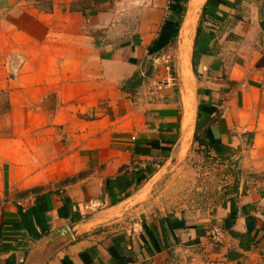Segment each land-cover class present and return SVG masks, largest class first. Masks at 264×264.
<instances>
[{"label": "crops", "instance_id": "crops-1", "mask_svg": "<svg viewBox=\"0 0 264 264\" xmlns=\"http://www.w3.org/2000/svg\"><path fill=\"white\" fill-rule=\"evenodd\" d=\"M190 2L0 0V51L26 59L5 80L15 93L13 134L0 138V264H23L32 243L64 227L75 242L48 264H264V0H211L189 76L179 67L182 87L157 90L177 44L180 57ZM196 129L198 150L231 175L212 210L79 237L102 222L82 224L95 217L89 203L130 199L185 156ZM213 227L223 244L207 240Z\"/></svg>", "mask_w": 264, "mask_h": 264}, {"label": "rangeland", "instance_id": "rangeland-1", "mask_svg": "<svg viewBox=\"0 0 264 264\" xmlns=\"http://www.w3.org/2000/svg\"><path fill=\"white\" fill-rule=\"evenodd\" d=\"M200 14L201 10L198 20ZM178 49V44L172 47L170 62L171 69L177 77V84L182 87L179 77ZM6 51L5 49L0 51V86L3 82V87H0V138L8 139L13 134L10 98L11 93L15 92L6 89L5 80L15 81V79L9 78L6 73L5 63L11 54V51ZM195 88L196 82L193 77V89ZM14 104L16 105L15 101ZM198 148L192 141L181 160L175 159L158 176L125 197L126 199L131 197L130 199L123 202L121 197L120 199L113 198L107 203H89L84 208L86 216H95L102 222L80 229L79 237L102 233L109 235L111 232L129 233L147 216H159L176 211L206 212L212 210L218 203L216 200L225 193L224 190L231 180V175L228 165L209 155L207 157Z\"/></svg>", "mask_w": 264, "mask_h": 264}, {"label": "water", "instance_id": "water-1", "mask_svg": "<svg viewBox=\"0 0 264 264\" xmlns=\"http://www.w3.org/2000/svg\"><path fill=\"white\" fill-rule=\"evenodd\" d=\"M191 13L192 15L190 17V10L188 9L187 14L183 21L182 31L184 30L187 23L193 18L194 10H192ZM47 100L53 102L54 96L52 95L48 97ZM96 219H97L96 217L88 218L82 224H87ZM74 242H75V233L73 231V227H64L58 229L52 232L51 234L47 235L46 237L42 238L38 242L32 243V247L28 252L23 264H48L56 256V254H58L59 252H61L62 250H64L66 247L70 246Z\"/></svg>", "mask_w": 264, "mask_h": 264}, {"label": "built area", "instance_id": "built-area-1", "mask_svg": "<svg viewBox=\"0 0 264 264\" xmlns=\"http://www.w3.org/2000/svg\"><path fill=\"white\" fill-rule=\"evenodd\" d=\"M171 60V59H170ZM170 60H166V78L164 80V83L162 86L157 87V90H162L170 87L171 85L176 83L175 76L173 75V71L171 69V62ZM26 59L25 57L20 53H15L11 55L6 63L5 68L8 72V76L10 78L16 79L23 68L25 67ZM226 233L219 227H213L207 234V240L213 244L220 245L223 244L225 241ZM205 264H228L227 259L220 258V259H214V260H208Z\"/></svg>", "mask_w": 264, "mask_h": 264}, {"label": "bare ground", "instance_id": "bare-ground-1", "mask_svg": "<svg viewBox=\"0 0 264 264\" xmlns=\"http://www.w3.org/2000/svg\"><path fill=\"white\" fill-rule=\"evenodd\" d=\"M205 0H191L189 10H190V17L192 15L191 11L194 10L193 18L187 23L186 29L183 33V45L180 50V70L184 73L187 77L189 76V58L191 53V46H192V37H193V30L195 28V24L197 22L198 14L203 6ZM182 76V75H181ZM186 76H183L185 78ZM192 77V76H191ZM190 77V78H191ZM193 79V78H192ZM192 82V80H191ZM189 86V85H188ZM187 86V87H188ZM192 87V86H191ZM190 89V88H189ZM191 91V90H189ZM188 92V91H187ZM190 108V106H189ZM192 114V113H190ZM193 116V115H192ZM191 115L188 117L187 126H190ZM190 128V127H189ZM188 129V128H187Z\"/></svg>", "mask_w": 264, "mask_h": 264}, {"label": "trees", "instance_id": "trees-1", "mask_svg": "<svg viewBox=\"0 0 264 264\" xmlns=\"http://www.w3.org/2000/svg\"><path fill=\"white\" fill-rule=\"evenodd\" d=\"M188 1L189 0H186V3H188ZM211 0H207V2H206V4L204 5V7H203V9H202V14H201V16H203L204 15V12H205V10H206V7H207V5H208V3L210 2ZM185 10V12H186V8L184 9ZM182 22H183V16H181V18H180V21H179V26H178V28H180L181 27V25H182ZM197 31H199V28H198V30ZM176 41V39L175 40H173V43H176L175 42ZM195 44H196V39H195ZM193 73H194V71H193ZM173 75L175 76V74L173 73ZM195 75V74H194ZM175 79H177V77L175 76ZM198 130L196 129L195 130V134H194V139H193V142L195 143V144H199L200 146L202 145V142L200 141V138L198 137ZM129 261H130V259H126V260H124V261H122L121 262V264H128L129 263Z\"/></svg>", "mask_w": 264, "mask_h": 264}]
</instances>
